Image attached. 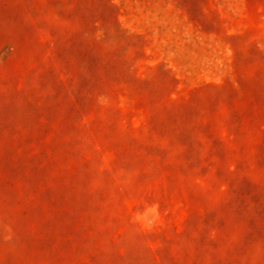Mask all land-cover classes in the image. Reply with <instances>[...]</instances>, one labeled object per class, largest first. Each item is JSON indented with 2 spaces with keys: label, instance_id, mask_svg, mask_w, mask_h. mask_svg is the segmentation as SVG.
I'll use <instances>...</instances> for the list:
<instances>
[{
  "label": "rangeland",
  "instance_id": "rangeland-1",
  "mask_svg": "<svg viewBox=\"0 0 264 264\" xmlns=\"http://www.w3.org/2000/svg\"><path fill=\"white\" fill-rule=\"evenodd\" d=\"M0 264H264V0H0Z\"/></svg>",
  "mask_w": 264,
  "mask_h": 264
}]
</instances>
